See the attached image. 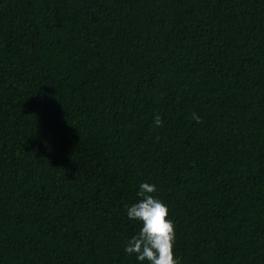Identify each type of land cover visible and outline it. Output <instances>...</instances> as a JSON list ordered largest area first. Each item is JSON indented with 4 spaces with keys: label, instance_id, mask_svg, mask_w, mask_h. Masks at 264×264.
Instances as JSON below:
<instances>
[{
    "label": "trees",
    "instance_id": "16d2710c",
    "mask_svg": "<svg viewBox=\"0 0 264 264\" xmlns=\"http://www.w3.org/2000/svg\"><path fill=\"white\" fill-rule=\"evenodd\" d=\"M141 183L179 264H264V0H0V264H148Z\"/></svg>",
    "mask_w": 264,
    "mask_h": 264
},
{
    "label": "clouds",
    "instance_id": "9594fccd",
    "mask_svg": "<svg viewBox=\"0 0 264 264\" xmlns=\"http://www.w3.org/2000/svg\"><path fill=\"white\" fill-rule=\"evenodd\" d=\"M192 118L197 123L202 122L196 113L192 114ZM154 125L163 126L159 115L155 116ZM156 190L154 184L141 183L137 193L141 199L127 208L128 219L140 222L142 227L127 241L124 251L135 255L139 262L179 264L173 252L175 225L168 219V207L153 195Z\"/></svg>",
    "mask_w": 264,
    "mask_h": 264
}]
</instances>
